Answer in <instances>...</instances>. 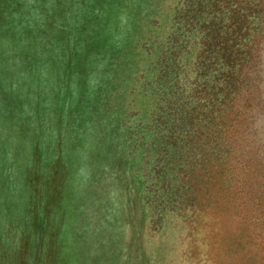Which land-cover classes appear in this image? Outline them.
<instances>
[{"label": "rangeland", "instance_id": "374dc122", "mask_svg": "<svg viewBox=\"0 0 264 264\" xmlns=\"http://www.w3.org/2000/svg\"><path fill=\"white\" fill-rule=\"evenodd\" d=\"M0 264H264V0H0Z\"/></svg>", "mask_w": 264, "mask_h": 264}, {"label": "trees", "instance_id": "16d2710c", "mask_svg": "<svg viewBox=\"0 0 264 264\" xmlns=\"http://www.w3.org/2000/svg\"><path fill=\"white\" fill-rule=\"evenodd\" d=\"M169 104H167V106H168ZM171 135H173L174 136V134L172 133ZM177 145V144H176ZM173 146V145H172ZM174 151V150H173Z\"/></svg>", "mask_w": 264, "mask_h": 264}]
</instances>
